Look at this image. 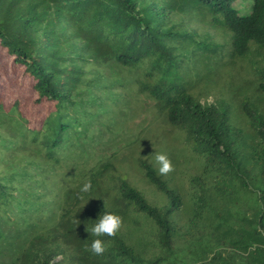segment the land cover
I'll use <instances>...</instances> for the list:
<instances>
[{
	"label": "trees",
	"instance_id": "1",
	"mask_svg": "<svg viewBox=\"0 0 264 264\" xmlns=\"http://www.w3.org/2000/svg\"><path fill=\"white\" fill-rule=\"evenodd\" d=\"M237 1L0 0V149L19 158L0 172V259L9 246L7 264H264V0ZM9 75L52 105L39 126ZM223 88L228 103H202ZM146 104L157 127L125 137ZM186 154L188 192L172 178ZM104 213L123 218L115 238L91 234Z\"/></svg>",
	"mask_w": 264,
	"mask_h": 264
},
{
	"label": "rangeland",
	"instance_id": "2",
	"mask_svg": "<svg viewBox=\"0 0 264 264\" xmlns=\"http://www.w3.org/2000/svg\"><path fill=\"white\" fill-rule=\"evenodd\" d=\"M248 2L244 1V0H239L237 2H235V6L236 8H239L242 10V12H246L248 10ZM199 33L204 32L205 36H212L215 40H213V42H218V43H223L224 39L223 37H220L219 35H217L215 32L209 30V29H199L198 30ZM1 53V52H0ZM4 59L2 57H0V64L4 63ZM9 79L7 81V84L11 87V94L9 95L8 99H12L17 97L18 99H20L21 103H22V107H23V111L25 114H27V116L34 121L35 125L39 126L40 125V120L42 119V117L47 113V112H52L53 111V107L51 104L45 103V104H35L33 102L34 97L29 93L28 89H27V83L24 80H19L18 83L17 81H12V75L8 76ZM205 96L201 99L202 103H217L219 101L221 102H229V99H231V95L229 94L228 90L226 88L223 89H216V90H212V91H207L204 93ZM149 104H146L147 106V110L146 111H141L138 110L137 113H129V116H131L129 118V120L127 121V126L128 128L125 127L124 129V135L125 137H128L131 133L132 134H136L138 132V130L141 128V126L139 127L140 123H143V125L147 126L148 128H153V127H157V121L158 118H156V116H154L152 113H149L150 110L148 109ZM145 106V107H146ZM6 129H1L0 128V136H2L3 138L6 139V141L3 143V145H9V137L11 136V132L10 131H5ZM2 143L1 139H0V144ZM120 148V147H119ZM116 150H118V147H114V148H101L100 151H102V153L105 156H109L110 154H112L113 152H115ZM189 158L191 157V155L186 154L185 156L182 157L181 162L179 164V167L177 169V173L176 175H172V178L175 180V182L177 183V185L184 190L185 192L188 191H192V184L190 183V178L192 175L194 174H198L194 171L195 165L193 162L191 161H186L187 163L185 164L184 159L183 158ZM18 157L13 156V154H11L10 152H7L6 149H0V172H2L3 170H13L14 165L18 162ZM24 160V159H23ZM20 162V161H19ZM37 171L35 168L32 169V172ZM141 187L147 191L148 193V197L150 199L153 198V195L149 194V192L151 191L150 189H148V187L146 185ZM42 192V190H41ZM141 235L142 232H139L137 234ZM148 238H146L145 240H143L141 242L142 245H145L148 242ZM3 257L0 259V263L2 264H7L10 263V260L13 256V249L9 246H3Z\"/></svg>",
	"mask_w": 264,
	"mask_h": 264
},
{
	"label": "clouds",
	"instance_id": "3",
	"mask_svg": "<svg viewBox=\"0 0 264 264\" xmlns=\"http://www.w3.org/2000/svg\"><path fill=\"white\" fill-rule=\"evenodd\" d=\"M155 162L159 165L158 171L161 175H167L174 171V165L166 154L156 153ZM91 189V181H88L83 185L80 191L81 193H87L90 192ZM80 199H83V196H80ZM122 227L123 218L121 216L113 213H104L91 228V234L96 237L107 236L115 238ZM86 250L91 251L94 255L102 256L107 251V245L103 240L95 239L90 248L86 246Z\"/></svg>",
	"mask_w": 264,
	"mask_h": 264
}]
</instances>
